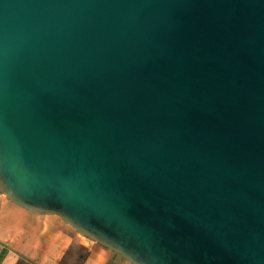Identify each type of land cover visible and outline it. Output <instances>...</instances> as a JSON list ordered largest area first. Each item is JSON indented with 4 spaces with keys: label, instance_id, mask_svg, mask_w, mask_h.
<instances>
[{
    "label": "water",
    "instance_id": "1",
    "mask_svg": "<svg viewBox=\"0 0 264 264\" xmlns=\"http://www.w3.org/2000/svg\"><path fill=\"white\" fill-rule=\"evenodd\" d=\"M0 194L133 264H264V0H0Z\"/></svg>",
    "mask_w": 264,
    "mask_h": 264
},
{
    "label": "crops",
    "instance_id": "2",
    "mask_svg": "<svg viewBox=\"0 0 264 264\" xmlns=\"http://www.w3.org/2000/svg\"><path fill=\"white\" fill-rule=\"evenodd\" d=\"M0 264L133 263L58 215L32 212L0 194Z\"/></svg>",
    "mask_w": 264,
    "mask_h": 264
},
{
    "label": "rangeland",
    "instance_id": "3",
    "mask_svg": "<svg viewBox=\"0 0 264 264\" xmlns=\"http://www.w3.org/2000/svg\"><path fill=\"white\" fill-rule=\"evenodd\" d=\"M5 196V195H4Z\"/></svg>",
    "mask_w": 264,
    "mask_h": 264
}]
</instances>
